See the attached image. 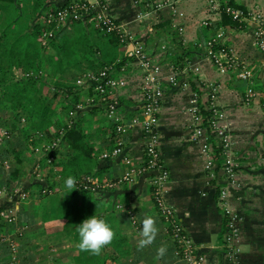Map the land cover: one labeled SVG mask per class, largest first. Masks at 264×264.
I'll return each instance as SVG.
<instances>
[{
    "label": "crops",
    "instance_id": "0c3cea01",
    "mask_svg": "<svg viewBox=\"0 0 264 264\" xmlns=\"http://www.w3.org/2000/svg\"><path fill=\"white\" fill-rule=\"evenodd\" d=\"M64 1L48 0L55 4ZM103 1L122 30L157 56L158 77L165 85L157 130L161 159L168 171L166 195L191 238L199 264H264V72L254 33L264 19V0ZM4 3L0 0L1 7ZM227 6L237 10L236 17L226 10ZM117 45L125 51L121 43ZM210 46L226 51L233 64L218 65L208 53ZM131 63L136 61L128 56ZM241 69L249 70L251 75L241 76ZM248 87L258 95L248 97ZM129 94L121 95L124 101L120 110L132 119L136 109L131 106L132 93ZM213 108L217 110L214 124L210 122ZM196 112L203 117L200 133H195L193 127ZM86 132L98 138L93 140L94 146L102 150L108 146L106 129L102 133ZM222 135L227 139L226 147L222 145ZM124 139V151L119 156L102 160L94 151V160L101 168L93 163L90 167L97 172L89 174L101 185L82 191L78 197L80 213L88 214L86 218L96 215L106 220L115 237L123 236L128 246L124 253H115L112 258L111 243L100 255L105 264H185L154 204L150 173L136 171L145 158L138 125L131 126ZM224 149L235 161L233 176L223 169ZM66 151L70 157L71 150ZM211 155L215 163L211 160L209 167ZM10 166L19 171L15 177H6L12 187H22L28 196H17L16 191L12 205L17 215L9 223L13 228L6 230L9 233L1 230L0 236L10 235L17 241L20 264H72V255L78 252L74 227L86 218L66 228V215L55 211L56 203L66 195L56 192L53 195L58 200L45 204L43 216L37 213L41 198L32 203L30 196L34 192L45 194L37 188L39 182L23 171L15 156ZM125 171L131 172L130 178L124 177ZM105 180L110 184L106 185ZM6 193L4 185L0 188V209L7 202ZM145 216L155 218L159 232L151 246L139 251L136 245ZM230 223L236 234L228 238L232 232ZM53 225L63 228L61 242L51 240L45 232L31 236ZM0 242V254L6 252L9 256L8 242ZM62 242L74 251L57 255L54 250ZM162 242L168 245V252L157 262L154 257ZM38 246L48 247V251L38 252Z\"/></svg>",
    "mask_w": 264,
    "mask_h": 264
},
{
    "label": "rangeland",
    "instance_id": "374dc122",
    "mask_svg": "<svg viewBox=\"0 0 264 264\" xmlns=\"http://www.w3.org/2000/svg\"><path fill=\"white\" fill-rule=\"evenodd\" d=\"M76 1L79 0H69V2L74 4L77 3ZM95 1L96 0H88L89 3H92L91 7L82 5L81 3L78 7H74L73 10L76 11L77 18H69L68 15H66L64 18H56L50 22L47 21L45 15L48 13V9L53 8V6L49 5L53 2L50 3L48 0H16V3H14L13 6H9L7 8L0 6V36L5 34L7 37H10L13 36L14 33H17L18 35L22 36L23 39H34L35 44L39 46L40 52L37 53V56L36 53L29 56V61H31L30 63L27 62L28 59L22 58V64L19 67L12 66L9 70L6 68V74H4V76L0 73V188L5 185L7 186L8 190V193H6L4 196L7 202L2 205L4 207L3 209H0V211H3L5 208L12 205V202H15V199L13 200V196H16V191L17 196H28V193L21 189L22 187H12V182L6 177V175H9V172L14 168L10 166V162L13 161L14 156L7 149V147H11L13 144L18 143V154H22V157L24 158L19 161L23 171L32 174V176L35 177L34 180L39 182V184L36 185L37 188L40 187V189H42L41 192L45 193L42 195H37V193L34 192L32 193L33 197L30 196L32 203H34L35 200H38L39 197L41 198V204L38 206L37 213L42 214V216L44 213L43 207L45 204L51 202V200L54 201L57 198L55 194L53 195V192H56V194L60 193L62 195L70 194L67 193L68 190L65 187V179L68 176H73L71 174L75 173L73 177L77 178L76 180L79 182H85L86 177L91 178V181L98 182L95 180L96 178H93L89 173L86 172L91 169L89 163H86L83 167H80L78 161L76 160L73 164L66 166L68 154H65V151L66 149H69V147L65 144L63 145V139H61L64 131V124H71L73 121L77 120L79 121L78 123L81 125L83 130L91 132L95 130L96 133H102L106 129L105 139L108 141V138H111L113 124L112 120L106 113V108L98 107L97 110H91L96 105L95 102L97 95H95V93H88L81 95V97L77 100H73L72 94L65 91V89L73 88L74 90H80L83 92V89L86 88L83 84V76L84 73H86L91 67L87 64L86 58L89 59L92 57L88 52L81 51L83 42L80 41L74 40L70 43H67L63 50L56 49L51 45L52 41L55 43L60 42L63 35L66 33H68L70 37H73L77 35L78 32L88 31L92 35L93 41L104 46L106 51L114 52L115 50V56L113 60H116L120 56L122 49L118 45L114 47V41H112L106 34L108 29L103 26L104 22L102 20H105V17L101 15V19L100 16H98V13H106L107 15L111 14L109 13L107 4H105L103 0L102 1L105 5V10L99 2ZM65 2L68 1L65 0L64 3ZM46 4H48L47 7L45 6ZM35 23L39 24V29L38 35L34 37L29 34L34 29ZM116 24L121 29H119V31H123L120 24ZM114 30L117 29L115 28ZM128 41H130V38L121 40L118 37L117 43H126ZM49 52L52 53L51 56H53V58L48 55ZM153 54L154 57L152 59L157 61V56H155V53ZM95 56L100 58L104 55L102 54L101 50H97ZM6 58L7 57L1 59L5 64L10 59L9 58L6 60ZM60 60L62 65L59 67L57 65V61ZM98 67L99 66H96L94 68ZM62 69L65 70L63 71ZM137 72H139L137 64L132 63L128 64L122 71L120 70L117 75L124 77L125 79L124 83H118L117 91H120L122 95H128L129 93H132L133 95V93H135L133 91L136 89ZM31 76L36 77L45 83V85L40 90L41 94H45V97H48L51 101H53V104L56 108H64L66 106L69 107L70 103L76 105L79 103L81 105L80 107H76V111L75 109L71 108L73 110L72 112L70 107H66L65 109L67 111V115L63 113V110L61 113L54 115L55 117L53 118L52 122L44 123L45 127L50 130L44 136L45 138H37L33 135V132L30 129L31 125H33V122L28 117H26V115L19 116V119L16 116L17 112L21 111L22 105L18 103L20 95H18L14 83L19 79H27ZM57 80L64 82L62 84V88L56 87L55 81ZM84 91H87V89ZM23 101L26 103L25 99ZM14 104L15 106H12ZM27 106H29V104H27ZM77 116L79 119L75 120ZM106 124L108 125L107 128L105 127ZM60 128L62 131L56 133L57 129ZM89 138L91 140H98L96 136H90ZM20 143L21 146L19 145ZM105 147L108 146L105 145ZM47 151H53L52 153H55L56 151L57 152L55 155L53 154L48 156L46 153ZM60 151L63 153V155H60L62 154ZM101 151L102 149H100L99 146H96V153H98V155ZM62 169L66 170L64 176L54 173L51 174L53 170L56 172L61 171ZM49 175L51 176L50 180L47 179ZM45 180L47 182H45ZM107 182V180L104 181L105 184ZM99 185L101 184L99 183ZM76 187L79 186L76 185ZM33 188L36 187L33 186ZM7 196H11L10 200L7 199ZM44 196H46V198ZM4 212L5 211H3V213ZM3 216L0 214V220L5 219ZM3 232L9 233V231ZM44 232L45 235L49 234L51 240H60L61 242V239H63L61 235L64 234L63 228L55 225L50 226L49 228L48 226H45L43 227L41 233L40 231L35 232L31 236L39 235ZM37 244L41 245L40 242H37ZM64 244L65 243L62 242L56 245L57 249L54 251L58 253L57 255H63L62 253L64 252L68 253L67 251H74L68 250V246L66 247ZM48 247H50V245H48ZM48 247L46 248L38 246L36 251L46 252L48 251ZM6 255H8V253L3 252L0 254V258H3ZM57 260L58 259L56 258V261L54 262L57 263Z\"/></svg>",
    "mask_w": 264,
    "mask_h": 264
},
{
    "label": "built area",
    "instance_id": "2783aa9c",
    "mask_svg": "<svg viewBox=\"0 0 264 264\" xmlns=\"http://www.w3.org/2000/svg\"><path fill=\"white\" fill-rule=\"evenodd\" d=\"M63 3L61 6L48 9L46 13L47 21H53L56 18L61 19L68 15L69 18H77L76 11L73 10L74 7H78L81 3L82 5H87L91 7L92 3L88 0H79L74 4L72 2ZM105 10V5L102 0H96ZM228 12H231L234 17L237 16L238 12L230 6L226 7ZM103 15L105 20H102L103 26L106 29L115 31L118 34L119 39L126 40L130 38V41L126 43H121L125 47V53L127 56L134 57L139 72H137L136 77V89H134L133 95L130 99L133 100L131 105L135 110V117L132 119H127L124 113L120 110V97L122 93L117 91L118 83H124V77L118 76L117 73L123 70L127 64L128 60L122 64L118 69L114 67V62L105 63L104 65L94 68L90 67L89 70L84 73V90H91L97 95L95 104H105L106 113L112 120L113 129L111 133V138L108 142V147H105L99 157L103 159H109L121 155L124 151V134L133 125H138L141 129L142 138L144 141V161L137 167V172L147 171L150 173V184L152 186V195L154 198V203L160 212L164 222L169 225V232L171 237L174 239L176 245V251L180 258L185 264H199V256L193 246L190 236L188 235L182 222L178 219L176 207L171 203L166 195L167 192V177L168 171L161 159V148L159 146V133L157 130L158 126V115L160 106L165 96V85L162 83L161 79L158 77L160 71L156 64V61L152 59L154 54L147 51L139 41L133 40L132 35H128L123 31H119V26L112 15H107L106 13H98V16ZM102 19V18H101ZM117 30H114V29ZM121 30V29H120ZM255 42L262 53V67L264 72V19H262L255 27ZM208 53L213 57L214 61L218 65L222 64H233V58H228L226 51L223 49L217 50L208 47ZM157 60V59H156ZM240 75L250 76L251 73L247 69H241ZM85 92V91H84ZM247 96L258 95L252 87L247 88ZM93 97V96H92ZM89 100V99H87ZM94 100V98H93ZM75 106L80 107L81 105L77 103ZM73 110L71 109V112ZM118 111V112H117ZM120 111V112H119ZM216 108H213V115L211 116V123L214 124V114H216ZM202 114L196 112L194 114V131L195 133H200L203 129L202 127ZM221 132V131H220ZM222 145L227 146V139L222 135ZM53 146V145H52ZM225 157L223 159V169L227 172L228 176L234 175V165L235 161L230 157L224 149ZM211 160L215 163L213 155L210 156L208 161L209 167ZM130 171H125L124 177L130 178ZM83 184L84 187H89L95 189L99 186L96 181H91V178L86 177L85 182H79ZM110 184V181L106 183ZM223 192V190H222ZM3 209V208H2ZM3 211H5L3 213ZM0 211L1 216L5 218L8 223H13L16 219L17 208L14 205H10L4 210ZM230 229L232 232L228 235L230 238L232 235L236 234V229L230 223ZM0 241H7L9 245V259L6 264H20L19 258L17 257V241L12 237L1 235ZM231 260H235L231 259ZM130 264H143L140 261H133Z\"/></svg>",
    "mask_w": 264,
    "mask_h": 264
},
{
    "label": "trees",
    "instance_id": "16d2710c",
    "mask_svg": "<svg viewBox=\"0 0 264 264\" xmlns=\"http://www.w3.org/2000/svg\"><path fill=\"white\" fill-rule=\"evenodd\" d=\"M13 0H5L4 4H1L3 7L7 8L9 6H13L14 2L12 3ZM35 1V0H34ZM38 1V0H36ZM16 3V2H15ZM52 3V2H50ZM63 3L59 4H49L53 6V8L61 6ZM46 7L48 4L45 5ZM38 29H39V24L35 23L34 24V29L30 32L29 35L31 36H36L38 35ZM64 34V33H62ZM106 34L110 37L112 41H114V47L117 46L118 42V35L115 31L109 30L106 32ZM80 41L82 43V48L81 51L88 52L92 58H86V62L89 66L91 67H96V66H102L105 63H113L114 62V67L118 69L122 64H124L128 60V56L126 55L125 51L120 52V56L115 60H113L115 56V50L114 52H109L104 49V46L95 43L93 41L92 35L88 31H83V32H78L77 35L70 37L68 33L64 34L60 42H51V45L59 50H63L64 46L67 45V43H70L72 41ZM76 47V46H75ZM74 47V48H75ZM77 48V47H76ZM97 50H101L102 54L104 55L103 57H96V52ZM39 52V46L35 44L34 39H23L22 36L18 35L17 33H14L13 36L7 37V35L0 36V73L4 76L6 74V68L9 70L12 66H20L22 63L21 59L26 58L28 59L27 62L29 61V56ZM51 52L48 53V55L51 56ZM39 55V54H38ZM7 57L9 61L5 64L2 58ZM57 65L60 67L62 65L61 60L57 61ZM63 70V69H62ZM65 70V69H64ZM63 70V71H64ZM56 87H61L64 82L61 80L55 81ZM45 85L44 82L40 81L36 77H28L27 79H19L14 83V86L17 90L18 95H20V99L18 100V103L21 104V111L17 112V118L19 119V116L21 115H26L30 120H32L33 125H31L30 129L33 132V135L37 138H42L46 135L48 131H50L48 128L45 127L44 123H49L53 121V118L55 117L54 115L61 113L63 110L66 115V107H61V108H56L53 104V101H51L48 97H45V94H41V88ZM68 93L72 94V99L77 100L78 98L81 97V95L84 94H90L94 93L91 88L88 89L87 91H80V90H74L73 88H68L65 89ZM57 94V93H56ZM55 94V95H56ZM26 100V103L23 100ZM121 103L124 101L123 98L120 97ZM29 104V106H27ZM12 106H15L12 105ZM105 104H96L92 111L97 110L98 107H104ZM70 109H75L76 111V106L75 104L70 103L69 105ZM68 107V108H69ZM79 111V110H78ZM79 119L78 116L76 117L75 120ZM79 121H73L71 124H64V131L62 134L61 139H63V145L65 144L66 146L69 147L71 150L70 157L67 159L66 166H69L73 164L76 160L78 161L80 167H83L84 164L89 163L90 166L92 163L96 165L97 168H101L99 165V162H96L94 159L96 158L94 156V153L96 152V149L94 146L93 140H91L90 133L84 131L81 128V125L78 123ZM100 130V129H99ZM61 130L57 129L56 133H59ZM112 133V131H111ZM45 138V137H44ZM18 144V143H17ZM13 144L11 147H7L8 151L13 154V156L16 157L18 161L22 160V154H18V145ZM21 146V143L19 144ZM95 151V152H94ZM53 151H47V155H55V153H52ZM61 152V151H60ZM62 153V152H61ZM67 151L65 152V154ZM68 154V153H67ZM60 155H63L60 154ZM24 159V158H23ZM18 168L14 167L10 172L9 175L11 177L17 176L18 173ZM62 171V172H61ZM61 171H56L53 170L51 174H59L60 176L65 175V169H62ZM73 172V171H72ZM87 173H94L92 169L86 171ZM75 175V173L71 174ZM77 179V178H76ZM42 183V182H41ZM76 185L79 187H76L73 191L70 192L69 195L64 196L62 199H60L56 203V208L55 211L57 214H65L67 218V224H65V227H71L72 223L77 221V220H82L83 218H86L88 214L85 213H80V208L78 204V197L81 198V192L84 190H89L91 189L89 185L87 187H84L83 184H79V181L76 180ZM151 191H152V186H151ZM153 197V195H152ZM154 201V198H153ZM155 204V203H154ZM159 212V210H158ZM160 214V212H159ZM161 216V215H160ZM162 217V216H161ZM12 224L7 223L5 220L0 221V231L1 230H10L12 229ZM72 228V227H71ZM76 228L74 227V238L77 240L79 243V236L78 233L76 232ZM167 228H169V225H167ZM112 246L113 250L111 252V257L115 258V253H124L125 250L128 248L126 243L124 242V237L117 235L113 241H112ZM78 248V247H77ZM73 258V263L72 264H105L101 255H93L89 252H84L81 251L78 248V252L72 255ZM9 256L6 255L3 258H0V264H6L8 261Z\"/></svg>",
    "mask_w": 264,
    "mask_h": 264
},
{
    "label": "clouds",
    "instance_id": "9594fccd",
    "mask_svg": "<svg viewBox=\"0 0 264 264\" xmlns=\"http://www.w3.org/2000/svg\"><path fill=\"white\" fill-rule=\"evenodd\" d=\"M65 187L70 193L76 189V178L68 176L65 179ZM76 232L79 236L78 248L81 251L89 252L93 255H100L102 250L110 245L115 238V232L112 227L104 220L96 215L83 220L77 225ZM159 229L156 225L155 218L152 216H145L142 221V230L139 233L137 240V250L151 246L158 235ZM168 252V245L164 242L156 249L154 259L158 262L163 259Z\"/></svg>",
    "mask_w": 264,
    "mask_h": 264
}]
</instances>
